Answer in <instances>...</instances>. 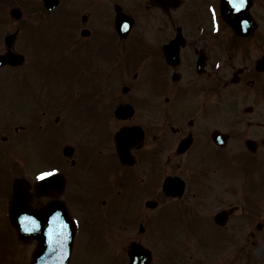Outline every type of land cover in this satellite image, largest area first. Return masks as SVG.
Returning a JSON list of instances; mask_svg holds the SVG:
<instances>
[{"label":"flooded vegetation","instance_id":"af4514ba","mask_svg":"<svg viewBox=\"0 0 264 264\" xmlns=\"http://www.w3.org/2000/svg\"><path fill=\"white\" fill-rule=\"evenodd\" d=\"M52 1L0 36L23 59L0 68L22 69L23 96L14 144L0 112V177L7 146L20 166L31 148L52 160L48 182L27 180L37 206L76 219L70 260L94 240L150 264H264V0H230L236 27L221 0Z\"/></svg>","mask_w":264,"mask_h":264},{"label":"rangeland","instance_id":"374dc122","mask_svg":"<svg viewBox=\"0 0 264 264\" xmlns=\"http://www.w3.org/2000/svg\"><path fill=\"white\" fill-rule=\"evenodd\" d=\"M65 1L66 0H61L63 5ZM39 4H40V0H0V35L3 36L5 34V31L7 30V8H9L10 6L11 8L16 6L19 7L22 13L24 12V14L26 15L29 14L36 15L39 14L37 9V6L39 7ZM36 11L37 13H35ZM12 22L14 21L12 20ZM45 24H49V23L46 22ZM21 71L22 69L11 70V71L8 70L0 71V79L7 77V96L5 95L0 97L1 102H6V103H2L6 105V107L3 108V105H1L0 112L1 114L7 112V130L10 129L13 135H15L13 132V128L21 124V118H20L22 113L21 101L23 100V96L21 95V87H22L21 81L13 82L12 80L20 79ZM7 74H11V75L7 76ZM2 93L3 91H0V94ZM19 136L15 135L16 138L12 139V144L15 143L16 141L15 139H17L18 141ZM19 151L21 150L18 147L14 148L12 150V154L9 156L10 150H9V146H7V181L6 178L3 177L7 182V191L6 188L4 189L2 187V183H0V264H9V262H11L12 264H27L30 260L32 254L31 252L33 250V246L31 245L24 246L19 244L13 229L7 223L5 210H3V202L5 203V199H8V196L6 197V193L7 195L10 194L11 179H13L15 175L12 173V169L13 172H17V173H22L24 170L35 171L41 167L49 165L50 162L52 161V160L50 161V159H46L45 157L38 155L36 150L31 148L28 154L27 166L26 167L22 165L20 166V163L18 161L20 157ZM14 160H17V162H15ZM11 165L13 166L10 167ZM3 178L0 177L1 182L3 181ZM186 239H188V237ZM80 240L82 243L85 242L84 241L85 238L83 236H80ZM156 242L158 243V241ZM188 242H192V241L188 240ZM115 243H112L111 244L112 246L111 245L108 246L110 248L109 249L106 248L105 245H101L100 242L93 240L90 246L87 248V250L82 254L81 258H79L80 263L81 264H126V261L123 263L121 261H117V258L114 257V256L116 257L119 256L116 254V250L118 249L119 246ZM147 246L150 247V245ZM151 249L155 250L154 246H151ZM192 255H194V258L192 259L190 257L188 259L183 257L181 261L175 262L173 264H193L195 261L197 262V264H213L210 263V261H213L212 259L209 260L201 259L194 251L192 252ZM191 260L193 261L190 263ZM151 264H163V263H160L157 260H153Z\"/></svg>","mask_w":264,"mask_h":264},{"label":"water","instance_id":"95a60500","mask_svg":"<svg viewBox=\"0 0 264 264\" xmlns=\"http://www.w3.org/2000/svg\"><path fill=\"white\" fill-rule=\"evenodd\" d=\"M225 0L221 1V12H222V17L226 22L229 24L233 23V20L230 19V7L228 2H224ZM52 3V4H51ZM46 7L50 9L51 7H54L55 4H53L52 0H46L45 3ZM248 7V6H247ZM10 14L14 17H19V12L17 10H12ZM238 19V18H236ZM241 19V16H240ZM11 37L6 38V42L9 41ZM9 61L13 65H19L21 64L22 59L20 57H5L1 58L0 57V65H3ZM14 188L16 191L14 192V195L12 197V204H11V209L9 211V220L11 225L14 227L18 238L22 242H28L29 240L35 239L36 241H41L42 239V234L41 231L37 232V224L44 228V224L46 223L45 215L49 214L52 210H50L51 207L48 208V210H33L31 209L30 202L25 200V198H22L20 196V192L23 189V184L20 181H16L14 183ZM58 206V205H56ZM59 216H61L62 219L67 221L66 215L63 213L64 210H59ZM43 230V229H42ZM136 255H139V252L134 248V250L129 253L131 256V262L130 264H142L143 260H140L138 257H135ZM40 257V249L37 250V252L33 255V259L31 264H37V260ZM43 264V262L39 263Z\"/></svg>","mask_w":264,"mask_h":264},{"label":"snow or ice","instance_id":"6c2138e0","mask_svg":"<svg viewBox=\"0 0 264 264\" xmlns=\"http://www.w3.org/2000/svg\"><path fill=\"white\" fill-rule=\"evenodd\" d=\"M48 177H54V172H52V171H49V172H42V173H40L37 177H36V179L37 180H40V181H46V182H48L47 181V178Z\"/></svg>","mask_w":264,"mask_h":264}]
</instances>
